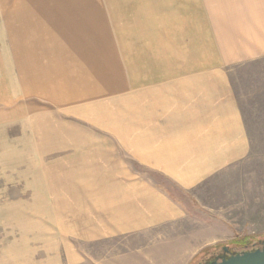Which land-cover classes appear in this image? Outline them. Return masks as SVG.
I'll use <instances>...</instances> for the list:
<instances>
[{
    "label": "crops",
    "instance_id": "obj_1",
    "mask_svg": "<svg viewBox=\"0 0 264 264\" xmlns=\"http://www.w3.org/2000/svg\"><path fill=\"white\" fill-rule=\"evenodd\" d=\"M137 1L136 16L158 32L146 37L144 65L141 56L119 60L128 89L113 97L95 87L106 62L81 61L85 25L71 27L70 78L54 80L49 59L44 77L28 85L0 6V97L21 108L45 105L4 115L2 160L31 163L23 175L50 195L38 209L65 210L10 247L14 264H189L226 239L218 225H234V213L252 200L244 185L254 146L264 144V121L251 127L246 111L264 114V77L241 95L229 71L264 62V0H206L207 41L201 25L188 27L191 35L155 15L147 21L175 0ZM146 28L130 33L138 40ZM253 218L264 225V211Z\"/></svg>",
    "mask_w": 264,
    "mask_h": 264
},
{
    "label": "rangeland",
    "instance_id": "obj_2",
    "mask_svg": "<svg viewBox=\"0 0 264 264\" xmlns=\"http://www.w3.org/2000/svg\"><path fill=\"white\" fill-rule=\"evenodd\" d=\"M137 3V0H1L0 6L10 31L9 38L15 57L20 62L22 73L29 77L28 85L35 78L44 77V67H50L49 59L53 60L54 74L52 76L54 80L70 78L68 74L71 61L75 62L74 57H76L74 55L76 49H73L71 43L73 36L76 35L72 33L71 29L73 28L75 31L76 27H79L78 25H85L89 29L82 36L83 44L78 47L87 51L81 57V61L96 63L98 60L106 62V72L100 74V79L103 81H98V85L95 87H99L100 93L112 94L113 97L116 93L123 92V89H128V81L124 80L123 76V73H126V67H123V63L122 70H120L119 60L129 61L131 56H141L140 59L144 65L146 37L150 33L158 32L157 29H147L142 24L145 19L136 16ZM209 4L210 2L206 0H175L169 4L165 12L162 10L153 13L147 21L150 22L158 16L160 20L163 19L162 22L165 25L172 27L174 25L176 28L178 25H182L187 31H191V35L193 31L188 30V27L193 29L194 26L201 25L203 37H205L204 41H207ZM213 4L215 7L216 2L214 1ZM79 21H83V23ZM140 24L146 29L139 35L141 39L137 40V35L130 33V31H134ZM176 28L174 32L177 31ZM188 43L189 41H187V51L194 47L192 42L190 45ZM202 47L204 54V49L208 48V42H203ZM205 57L203 56V59L207 60ZM229 73L237 90L239 89L240 94L243 95L246 88L254 84L255 80L264 77V62H255L241 67L236 66ZM86 74L85 79L82 78V85L87 88L89 86L88 81L93 76L91 72L88 73L89 76ZM69 93L74 94L72 90ZM93 93L91 91L89 95ZM60 94H62L61 91ZM83 98L89 97L84 96ZM75 100L78 101L79 97H76ZM244 100L245 106H250L249 100ZM44 106L43 104L31 103L26 108H21L17 102L10 101L8 104L0 97V134L4 128L3 125L6 124L3 123L2 119L4 115L9 113L12 117H16L22 112L21 110H35ZM246 112L251 127L256 124V120L264 121V114L255 112L251 106ZM259 123L264 125L263 122ZM253 132L255 129H251V133ZM18 133L17 128L11 130L9 133L10 140H17ZM108 134L107 132V136ZM5 148L3 138L0 137V264H14L8 258L11 256L10 247L18 244L19 240L32 236L31 233L34 230L39 231L41 218L48 219L51 217V213L54 217L63 213L62 217H64L65 210H41L37 208L39 203L49 205L50 195L42 194L39 191L40 188L37 189L38 186H35L34 182L39 181L38 179L35 180L34 177L23 175L22 170L31 169V163H22L17 160L5 162L2 160V153H5ZM12 149L16 150L14 151V156H16L18 147L15 145L10 148V150ZM254 150L255 155L248 169L250 173L248 184L244 185L246 195L249 194L252 200L248 199L244 209L239 208V211L234 213L238 215L234 225H229V227L218 225L219 233L225 232L226 239L203 249L214 247L208 251L209 255L208 253L206 256L204 255L205 261L207 260L204 261L205 263L212 259L216 250L223 247L241 250L264 240V225L255 224L256 219L253 218L257 213L264 211V144L255 145ZM19 170L22 175L19 174ZM25 175L27 174L25 173ZM162 179L159 177V180L166 187H172L170 183ZM47 180L49 181V179ZM36 183L38 185V182ZM247 208L249 209L246 210ZM261 222H264V219ZM197 256L189 264H196L197 260L200 259H197Z\"/></svg>",
    "mask_w": 264,
    "mask_h": 264
},
{
    "label": "water",
    "instance_id": "obj_3",
    "mask_svg": "<svg viewBox=\"0 0 264 264\" xmlns=\"http://www.w3.org/2000/svg\"><path fill=\"white\" fill-rule=\"evenodd\" d=\"M205 264H264V248L238 252L221 261H209Z\"/></svg>",
    "mask_w": 264,
    "mask_h": 264
},
{
    "label": "flooded vegetation",
    "instance_id": "obj_4",
    "mask_svg": "<svg viewBox=\"0 0 264 264\" xmlns=\"http://www.w3.org/2000/svg\"><path fill=\"white\" fill-rule=\"evenodd\" d=\"M259 248H264V240L259 241L257 244H254L253 246L247 247L245 249H233V248H225L223 247L222 249H218L215 251V253L212 256V259L210 260L212 261H221L224 258L229 257L232 254H236L238 252H243V251H247V250H255V249H259Z\"/></svg>",
    "mask_w": 264,
    "mask_h": 264
},
{
    "label": "trees",
    "instance_id": "obj_5",
    "mask_svg": "<svg viewBox=\"0 0 264 264\" xmlns=\"http://www.w3.org/2000/svg\"><path fill=\"white\" fill-rule=\"evenodd\" d=\"M212 248H214V247H211L210 249H206V250H203L198 256H197V259H199V260H197L198 262L196 263V264H204L206 261H205V259L206 258H204L205 256H206V253H208V251H210ZM205 255V256H204ZM208 255H209V253H208ZM205 261V262H204ZM204 262V263H203Z\"/></svg>",
    "mask_w": 264,
    "mask_h": 264
}]
</instances>
